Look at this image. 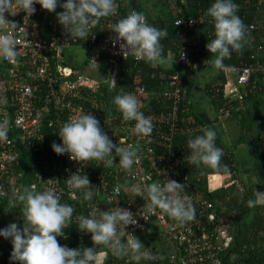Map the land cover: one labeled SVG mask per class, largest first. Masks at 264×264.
Here are the masks:
<instances>
[{"label":"built area","instance_id":"1","mask_svg":"<svg viewBox=\"0 0 264 264\" xmlns=\"http://www.w3.org/2000/svg\"><path fill=\"white\" fill-rule=\"evenodd\" d=\"M263 1L244 0L243 6L247 8L252 4L257 7ZM116 3L118 4L117 1ZM35 8V13L28 18H25L26 13L23 11L14 16L5 14L10 21L17 23L18 29L22 28L15 33L16 50L20 53L17 63L12 64L0 58V124L6 122L8 129L7 138L0 139V199L10 197L14 202L13 193L21 190L18 178L20 172L16 173L15 165L20 160L22 143L33 146L36 140L43 143L46 135L44 127H48L54 133L55 142L62 144L58 133L63 124L69 118L92 113L114 144L120 147L131 144L137 149L138 163H134L131 174L120 168L119 157L115 156L114 149L111 157L114 163L111 167H106L103 161L95 160L80 164L72 161L68 154H64L60 178L57 176L55 179L50 175L44 180L33 182L31 186L35 185L37 191L52 189L60 197V202L64 191H67L66 200H72V206L79 207L76 201L84 202V193L87 190H71L66 180L77 172L87 175L91 186L95 187L97 192L91 202L80 205L82 208L86 207L83 209L85 217L90 218L93 212L99 215V210L108 211L115 207L126 208L134 214L137 224L126 228L123 242L133 235L145 244L140 235L145 231V223L156 215L157 224L162 226L165 234L177 240V246L171 249L174 250L171 251V256L177 259L176 264H223L218 252L230 245L233 235L229 231L224 234V229L217 227L216 223L220 217L214 210H208L213 206L210 200L202 202L211 227L208 229L195 216L191 221L179 224L174 219L170 221L168 215L158 208L149 213L143 209L146 205V193L143 191L139 194L145 197L142 200L129 196L130 201L123 203L120 197L126 186L129 189L137 184L143 187L144 184H151L155 177L156 182L171 179L184 184L185 188L191 186L186 175L180 176L178 172L173 171L172 166L173 161L181 162L183 157L191 154V150L187 146H181L183 148L176 153L171 150L164 153L161 150L163 147L171 148L177 135L181 136L199 128L195 123V116L190 111L187 89L181 75H170L169 86L160 92L161 107H150L145 100L151 98V91L139 68L141 61L132 56L128 57L138 66L132 75L130 90L118 91L116 84L112 83L119 72L120 62L124 59L119 47L120 42H113V37L118 34L112 32V25L126 15H120L116 21L113 20L116 15L100 19L98 24L106 25L109 36L100 35L96 27H93L86 40L80 42L79 38H71L65 33L56 13L49 15L39 4H36ZM199 19L193 16L178 17L175 23L183 21L181 24L190 26ZM74 44L89 47L90 58L86 69L77 68L68 62L66 49ZM177 61L191 67L195 64L185 45L182 46ZM223 65L221 70L227 73L235 72L238 84L249 83L254 75L255 81L264 83L263 43H258L252 48L249 61L240 65L223 62ZM90 70H95V73ZM109 82L111 84L108 92L99 90L103 83ZM126 93L137 97L140 110L151 119L153 131L149 137L139 138L134 131L135 121L125 122L122 113L115 106V96ZM243 95L239 92L237 97L242 99ZM220 112L228 116L230 108L223 106ZM121 176L128 179V185L125 186ZM59 179L61 182H58ZM117 186L120 187L118 195L115 194ZM99 190L107 193L103 199L105 202H102L97 194ZM186 192L185 189L181 195L187 196ZM131 193L133 195V192ZM82 214L83 212H76L74 217L78 218ZM59 239L61 246H68L63 237ZM98 253L99 264H104L107 250L102 249ZM129 260L130 256L127 258V261Z\"/></svg>","mask_w":264,"mask_h":264},{"label":"clouds","instance_id":"2","mask_svg":"<svg viewBox=\"0 0 264 264\" xmlns=\"http://www.w3.org/2000/svg\"><path fill=\"white\" fill-rule=\"evenodd\" d=\"M39 4L43 10L56 13L58 22L65 33L71 38L84 39L100 19L115 16L119 5L116 0H0V58L9 63H17L20 53L16 50V36L22 27L6 17L23 11L28 18L36 11ZM63 11L56 12L57 8ZM239 5L233 0H215L208 8L206 15L214 22L215 38L206 44V49L212 54L205 62L215 68H222L223 60L230 58L232 51L242 54L247 43L248 26L237 15ZM182 17V16H181ZM178 18V17H177ZM176 20V19H175ZM183 21H178L177 26ZM11 29V30H10ZM18 29V30H17ZM114 44L119 43L120 51L126 60L132 56L137 61H144L151 67L163 65L168 61L162 55L161 39L167 36L166 29L150 25L146 14L132 10L124 18L112 25ZM114 104L122 113L125 122L135 121L134 131L139 138L149 137L153 131L150 118L140 110V102L131 93L116 95ZM6 122L0 124V139L7 138ZM62 144L53 142L52 149L57 155L68 154L72 161L83 164L90 161H103L106 167L119 157V166L131 174L134 163H138V151L129 144L127 147L117 146L102 130L99 120L92 113L80 114L69 118L58 133ZM216 132L204 130L203 135L189 138L187 146L191 150L189 163L200 167L218 170L221 168L223 150L216 146ZM225 173L229 172L226 165ZM71 190H84V200L93 199L92 186L87 175L79 172L70 175L66 180ZM140 194L146 193V209L149 213L159 209L179 224L194 219L195 208L189 197L182 196L185 185L175 180L165 179L151 184L133 185L125 191ZM117 186L115 194H119ZM14 206L22 205L23 226L11 223L0 229V236L11 239L13 250L10 259L18 264H99L100 254L96 246H103L120 258L128 257L139 264L144 259H153L152 254L145 250L143 243L132 235L126 242L121 240L129 225L137 224L134 214L126 209L115 207L108 211L99 210L97 216L93 212L89 217L83 215L77 218L78 229L90 233L93 247L69 248L61 246L57 237L65 236L64 229L72 222L74 208L60 202V197L52 190L37 191L36 186H25L13 193ZM254 200L247 201L248 208L264 206V192L256 191Z\"/></svg>","mask_w":264,"mask_h":264},{"label":"trees","instance_id":"3","mask_svg":"<svg viewBox=\"0 0 264 264\" xmlns=\"http://www.w3.org/2000/svg\"><path fill=\"white\" fill-rule=\"evenodd\" d=\"M116 1L119 5L117 15L115 17L116 20H118L120 15H128L132 10L141 13L145 12L146 20L150 25L160 29H166L167 31V36L161 39V45L163 49L162 55L168 62L157 66L156 68L151 67L150 64L142 60L138 64L141 72L144 75V80L146 81L147 86L155 91V95L151 97L152 104L156 103V98L159 99L160 95L158 96V94L162 91L161 88H163L161 82L164 80V76L162 73L176 72L178 71V66L186 68L187 70H192L198 67L200 68L206 64V60L211 59L212 54L206 49V44L215 38V30L214 22L209 16L206 15V12L208 8H210L212 4L215 3V0H155V7H159L158 10L162 11V14H158L155 18H153V14L150 12V10L141 5V0ZM62 2H66V0H62ZM243 2L244 0H233V3L239 5L237 15L243 20L244 24L248 26L247 43L243 48L242 54L232 51L231 57L225 58L223 60L224 63L232 65H240L245 61H249L252 48L258 43H263L264 45V1L257 7L251 4L247 8H244ZM61 11H63V9L58 7L56 12ZM48 13L49 15L52 14L50 12ZM181 16H193L197 19H200L190 26H185L183 24L177 26V24L174 23L175 19ZM252 24H254V26H252ZM95 27L100 35L109 36V30L107 29L106 25L100 26V24H97ZM79 41H84V39H79ZM183 45L186 46L191 59L196 66L191 67L187 64L177 63V58L181 53L180 50ZM89 55H87L82 63L76 62L71 64L77 68L84 69V66L89 63ZM102 61H104V59H102ZM68 62L70 63L69 60ZM208 64L211 65L210 63ZM137 68L138 66L135 65L134 60L131 58H127L126 60L123 59L120 62L119 72L116 78H114V82H112L116 84L118 91L119 89H122V87L124 89L129 86L131 76L137 70ZM182 75L186 77V74ZM254 76H252L249 83L245 84L249 88V93L246 94L245 92L241 91L240 93L244 94L243 98L240 99L237 97L236 99L232 100L234 104L238 103L237 101L239 100L245 101L247 99H251L253 96H255V93L261 91L264 88V83L260 80L255 81ZM110 84V82L103 83L99 87V90H105L108 92L110 90ZM238 85L240 86V84ZM211 94L214 96L218 94L220 103L224 100L223 92L220 91V87L218 92L216 89H214ZM234 109L232 112L234 111L233 113H238L239 110ZM247 121L243 122L242 124H245ZM44 131L46 135L43 143L36 140L34 141V146L32 144L29 145L24 143L20 145L21 156L19 162L15 165V169L16 173L20 172L18 178L20 181L21 190L23 187L31 186L33 182L44 180L50 175H53L56 179L63 170L64 164L62 155H57L52 149V144L55 142L54 133L52 129L48 127H44ZM198 135H201L200 131H191L181 136L177 135L171 148L167 149L163 147L161 150L164 153H168L170 150L176 153L180 148L187 146V141L189 138H195ZM251 143L264 159V122L258 137ZM215 144L217 147L221 148L224 153L221 158L220 169L214 170L211 168H206L202 165L197 167L196 165L189 163L188 157L190 156V153H188L187 156L183 157L181 162H172L173 171L178 172L182 177L186 175L187 180L190 181L191 186H187L185 188L187 191V197H189L190 202L195 208V217L201 220L202 225H205L208 229L211 228L206 211L203 208V200H210L213 203V206L208 208V210H214L218 217L225 213L231 215L232 221L235 224H233L234 226L230 228L229 232L233 235V239L229 246L221 248L218 252V256L221 258L223 264H264V206L248 208V200H246H254L256 198L255 193L257 190L264 191V181L258 183L257 186L245 188L244 191H241L234 183L230 184L229 186L222 185L217 188L211 187L209 185L210 174L213 176L218 175L214 173H224V165L228 167L229 171L236 168L235 165L232 164V157L230 158L229 153L227 154V146L223 143L218 133L216 135ZM124 176L121 177L126 186L128 185L129 181ZM156 180L157 179L155 177L153 180H151V183H155ZM58 182H61V180L59 179ZM63 184L64 182L62 181V185ZM125 188H123L124 190L120 195L123 203L130 201L128 200L129 196L130 198H140V200L145 198L143 197V194L139 196V194L133 193L132 195L131 191H125ZM91 190L93 191V195L96 194L97 189L95 187L92 186ZM97 194L99 197H101V201L105 202L103 199L107 193L103 190H99ZM63 196L64 197L62 198L61 203H66L72 206L73 201L66 200L67 191H64ZM88 202L89 201L86 200H84V202L77 200L76 204H79V207L72 206L75 210L72 217V222L68 228L64 229L65 236H62L63 240L67 242V247L69 248L93 247L91 234L79 231L78 220L74 217L76 212H83L82 215L84 216L85 211L83 209H86V207L82 208L80 205L81 203L86 204ZM242 203L245 205V207H242ZM7 207H9L10 212L12 209L17 212H19L18 209H22V205L18 202H16L14 206V202L10 197L1 198L0 212H2ZM235 208L238 209V213L233 215L232 209ZM21 214L22 213L19 212V214L15 215L14 221L22 228L23 218ZM249 216L252 218H249ZM169 220L173 221V219L170 217ZM140 236L145 242V244H143L145 247L142 248L141 251L146 249L152 254L154 258H142L139 261V264H176L177 259L171 256V251H174L171 249L174 246H177L175 243L177 240H175L176 238L171 239L167 234H165L162 226L157 224L156 215H154L148 222L145 223V231L142 232ZM59 238L60 237H57L60 243ZM124 238L125 236L123 235L121 240L123 241ZM102 249L107 250V256L104 260V264H137V262L131 258L129 261H127L129 256L124 258L117 257L106 247L96 246L95 250L98 252ZM12 250L13 246L11 239H7V242L4 243L0 242V264H18V262H13L10 259Z\"/></svg>","mask_w":264,"mask_h":264},{"label":"crops","instance_id":"4","mask_svg":"<svg viewBox=\"0 0 264 264\" xmlns=\"http://www.w3.org/2000/svg\"><path fill=\"white\" fill-rule=\"evenodd\" d=\"M158 8L159 7L156 9L155 7L153 11H151L153 18L157 17L158 14H162V11L158 10ZM113 20L116 21V18L114 17ZM85 47L87 46L74 44L66 49V57L70 63H82L85 60L90 51L88 47V49H86L87 51H84L83 55L80 56L75 54L73 51H76V48ZM181 51L182 48L180 52ZM78 59L79 61H77ZM177 63L182 64L180 62ZM205 65L192 70H187L186 68L178 66L179 68H177L178 71L176 72L162 73L164 80L161 82L163 87L161 89L163 90L169 86V77L171 74L178 73L181 75L184 85H186L190 111L195 116L196 125L199 126L196 131H200L201 135H203V132L206 129H212L216 132V134L218 133L223 143L227 146V154L229 153V157H232V164L236 167L228 173H214L218 175L209 176V185L213 184L212 187L217 188L222 186L221 183L224 181L223 184L225 186H229L234 183L236 187H238L241 191H244L245 188L257 186L258 183L264 181V159L251 143L258 137L264 122V88L255 93V96L251 99H247L245 101L239 100L237 101L238 103L234 104L232 100L237 98L236 94L241 91L248 94L249 88L246 85H238L235 72L227 73L221 70V68H218V72L213 75L211 80L206 79L204 81L203 76L205 73L201 74L202 68L213 67L209 64ZM194 66L196 65L194 64L192 67ZM91 71L95 73V70H90V72ZM182 74H186V77ZM142 76L144 78L143 73ZM132 77L133 76H131L129 86L124 88L125 90L131 89ZM219 87L220 91L223 92L224 97V100L221 99L223 100L221 103L219 101L218 94L215 96L211 94L214 89L218 92ZM149 89L151 91V97L154 96L155 91L151 88ZM159 95L160 93L158 96ZM156 100L157 101L154 104L151 103V98L145 100V102L150 107L157 106L160 108L161 104L159 103V99L156 98ZM223 106H228L230 108V114L228 116H224L222 112H220V108ZM233 109L239 110L238 113H233ZM245 121L247 122L242 124ZM262 191L263 190H260V192ZM242 207H245V205L243 204ZM232 210L233 213H238V209L235 208Z\"/></svg>","mask_w":264,"mask_h":264},{"label":"rangeland","instance_id":"5","mask_svg":"<svg viewBox=\"0 0 264 264\" xmlns=\"http://www.w3.org/2000/svg\"><path fill=\"white\" fill-rule=\"evenodd\" d=\"M141 1H142L141 5H143L146 9L150 10V12L153 11V9L155 7V5H154V1L155 0H141ZM156 9H157V7H156ZM88 48L87 47H85V48H76V51L75 50H73V51H74L75 54L80 56V55H83V52L87 51L86 49H88ZM77 61H79V59ZM86 68H87V66L85 65L84 69H86ZM198 71H199V69H198ZM201 72H202L201 74L205 73L204 76H203L204 81L206 79L207 80H209V79L211 80L213 78V75L218 72V68H215V67H203ZM211 73H213V74H211ZM209 183H210V177H209ZM223 183H224V181H222L221 184L224 185ZM212 185H210V186L212 187ZM7 208L4 209L2 212H0V229L6 228L11 223H16L14 221L15 215L19 214V212L22 213V209H18L19 212H17L14 209H12L11 212H10L9 207H7ZM235 213H237V212H234L233 215H236ZM246 218H245V220H246ZM249 218H252V217L249 216ZM233 224H235V223H233L231 215L227 214V213L221 214L220 218L217 220V223H216L218 228L221 227V228L224 229V231H223L224 234H226V233H228V231H230V228H232L234 226ZM0 242L1 243L7 242V239H5L3 236H0ZM195 264H197V263H195Z\"/></svg>","mask_w":264,"mask_h":264}]
</instances>
